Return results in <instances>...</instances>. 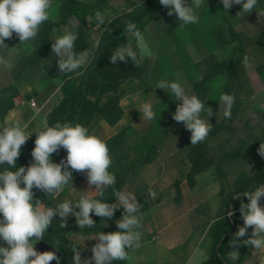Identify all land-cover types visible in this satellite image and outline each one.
<instances>
[{
	"label": "crops",
	"instance_id": "obj_1",
	"mask_svg": "<svg viewBox=\"0 0 264 264\" xmlns=\"http://www.w3.org/2000/svg\"><path fill=\"white\" fill-rule=\"evenodd\" d=\"M241 9L242 5H233L226 13L221 0H206V6L198 10L200 22L188 25L183 30L178 28L180 22L175 15H167L168 9L160 13L141 31L145 36L149 54H141L135 41L137 53L148 57L150 66L142 78H129L121 85L122 117L116 123L110 124L102 116L95 114L89 125L85 126L107 142L113 158L110 171L115 172L120 163L134 166L121 191L131 192L137 198L138 191L146 190L142 205L147 206L141 210L142 246L131 253L133 256L131 262L114 261L113 264H201L207 259L211 245L208 227L214 220L221 198L206 199L205 209L202 210L198 207L197 200L182 196L183 193L179 197L176 195V181L181 180L180 175L186 168L181 166V156H175L181 136L170 134L169 130L170 127H175L176 121H143L138 109L140 105L148 102L153 105L157 116L160 113L163 116L168 104L166 98L169 97L165 95V90L156 88L157 82L150 80L154 59L157 62V75L160 80L170 76L180 79L187 77L183 72L195 67L199 68V71L202 70L200 76L195 78L198 79L208 69V61L232 59L233 85L236 92L241 98L264 108V17L253 11L241 19L240 16H236ZM150 26L152 36L146 34ZM68 27L66 23L53 28L47 43L48 53L35 64H26L32 45L20 44L19 39L7 41L6 45L10 48L7 52V49L0 50V55H4L14 65L11 70L0 67V89L10 85L14 93L10 100L13 106L3 118H0V128L19 121L22 125L28 126V132H33L30 137L35 136L34 131L41 126L42 119L59 102L62 95L60 90L62 80L57 74L59 57L52 52L51 45L56 36L62 35L65 29L69 30ZM123 32L125 29L118 35L119 46L121 45L119 36ZM244 55L250 58L248 66L242 63ZM4 74L8 75V82H4ZM32 101L36 103L35 108L31 104ZM176 102L177 105L179 102ZM37 110L40 112L39 115H36ZM122 131L121 138L110 141ZM171 143L172 148L169 149ZM147 151H151V159L144 162L143 158ZM21 153L30 159L27 142L22 146ZM119 157H122L121 161H118ZM141 157L143 158L140 160ZM30 163L29 161V165ZM182 184L183 181L179 184L181 192ZM73 187L77 192L66 188L58 197L52 199L49 206H45L54 207L64 199L76 200L79 198V192L90 190L86 177L75 172ZM150 188L156 192V199L149 197ZM91 190L94 191L95 187L92 186ZM114 203L118 201L115 200ZM261 205L264 206V201ZM209 211H212L210 222ZM121 217L122 215L110 225L109 230L103 232L118 231L116 221ZM57 219L58 216L53 218ZM240 226H243L242 217L236 224L237 231ZM65 233L69 239L81 246L85 240L83 248L85 257L92 256L90 249L97 242L92 239L96 233H82L75 217L65 228ZM251 233L252 229L249 228L244 238H251ZM252 250V246L249 245L238 247L237 251L244 253L241 264L264 262V253L253 256Z\"/></svg>",
	"mask_w": 264,
	"mask_h": 264
},
{
	"label": "clouds",
	"instance_id": "obj_2",
	"mask_svg": "<svg viewBox=\"0 0 264 264\" xmlns=\"http://www.w3.org/2000/svg\"><path fill=\"white\" fill-rule=\"evenodd\" d=\"M159 3L168 9L167 15H175L180 22L179 29L188 25L198 24L200 16L198 10L206 6V0H159ZM224 12H228L233 5H242L236 16L241 19L256 11L264 17V9L257 11L259 0H221ZM53 0H0V50L10 49L5 41L19 38L20 44L34 42L41 26L50 20ZM93 17H87L92 21ZM97 27L103 25L105 16L102 12L94 14ZM125 32L132 36L138 46L147 52L144 36L133 21H125ZM78 31L65 29L62 35L54 38L51 45L52 52L59 57L58 70L61 76L76 73L82 75L81 69L87 70L92 57L87 50L77 51L76 42ZM94 48L99 49L96 42ZM119 62L128 63L134 67L142 65L143 56H138L130 43L118 46L110 57V62L116 65ZM50 63V62H49ZM242 63L248 66L250 58L244 55ZM0 67L11 70L14 65L0 55ZM156 88L167 91L175 101L176 106L172 118L182 123L190 131L192 146L203 143L210 132L212 124L209 117L213 115L210 107L206 108L205 101L196 95H190L179 81L159 80ZM223 105V116L231 119L235 96L224 93L219 97ZM33 107L36 105L33 103ZM141 118L145 121L157 120V113L151 103L145 102L139 107ZM206 113L207 119L202 116ZM40 112L37 110L36 115ZM161 113L159 114L160 117ZM27 125L19 121L0 128V264H51L53 260L60 264V259L54 251L39 252L35 245L44 240L45 233L53 223L54 217L60 218V227L67 226L69 216H74L80 229L95 228L96 222L92 215L106 221L112 219L115 211L122 207V217L116 221L118 231L104 233L99 231L94 238L97 242L91 247L92 256H82L83 245H73L72 264H113L118 261L133 260L132 252L142 246L143 232L141 231L143 205L137 201L131 192L115 190L116 175L110 171L113 158L107 142L90 131L81 123L73 124L71 121H57L49 125L47 117L41 121V126L34 133L36 135L35 147L31 151L33 161L29 166H20L17 169V160L21 148L26 144L33 132H28ZM61 149L67 155L59 163H54L52 156ZM259 154L264 156V145H260ZM83 174L86 177L89 191L79 192L76 200L64 199L54 207H46L41 199L35 198L33 189L41 190L46 197L56 198L66 188L77 192L73 187V173ZM23 185V186H21ZM92 186L95 190H91ZM112 188L118 203H108L102 198L107 189ZM90 193H97L93 196ZM151 199H156V192L148 190ZM247 197L248 202L240 203L239 211L243 219V226L238 228L229 242L233 249L227 255L232 261L239 259V252L235 250L240 243L252 246V255L264 253V184L254 190L237 193L235 199ZM78 209V210H77ZM234 213L228 212L231 217ZM252 229L251 238L243 239L248 229ZM59 241L57 242V245ZM6 245V246H5ZM58 249V247H55ZM264 264V262H262Z\"/></svg>",
	"mask_w": 264,
	"mask_h": 264
},
{
	"label": "trees",
	"instance_id": "obj_3",
	"mask_svg": "<svg viewBox=\"0 0 264 264\" xmlns=\"http://www.w3.org/2000/svg\"><path fill=\"white\" fill-rule=\"evenodd\" d=\"M58 5V17L57 19H50L45 22L39 31V34L34 42H31L32 51L26 59V64H35L48 53L47 43L49 41L51 32L56 26H63L72 18L77 20L76 24L69 27V30L78 31L79 38L76 42V50H87L92 57L91 64L87 67V70L82 71V75L76 73L69 74L68 76H61L59 70H57L58 76L61 78L62 83L60 85L61 98L57 104H55L50 111L46 114L49 125H53L55 122L71 121L73 124L81 123L84 126L89 125L93 116L99 114L108 123H116L123 114V109L120 106V97L122 91L121 85L129 78H142L150 66V59L143 57L142 65L134 67L129 61L128 63L119 62L113 65L110 62L112 52L119 46L118 35L125 29V21H133L136 23L137 28L142 29L152 19L156 18L160 13L166 10L159 0H141L134 3L131 7L120 11L114 16L105 20L102 25L101 34L97 41L91 38L89 28L87 26V17L91 14L92 10L103 5L106 0H93L86 2L84 0H57ZM258 9H264V0H259L257 5ZM99 42L100 47L96 49L93 45ZM138 56H140L138 54ZM214 62L210 65L206 72L198 79L192 81L193 95L198 96L201 100L205 101L210 90V83L212 80L220 74H226L230 83L233 84L234 80V62L232 59H225L221 61H208ZM6 91V88L0 90V118L8 112L13 106L10 102L11 97L3 96L2 91ZM5 103V104H4ZM181 123H175V126H180ZM214 132H210L213 134ZM123 131L110 141H115L118 137L121 138ZM36 135L32 136L27 141V146L30 151L35 147ZM260 145H264V131L262 138L256 141L252 148L253 156L259 163L256 169L249 173L244 170L240 171L229 187L222 185L220 187L221 204L215 213L214 220L209 224L208 233L211 239V245L208 249L207 259L201 264H241L244 259V253L239 252V259L232 261L228 257V253L233 249L229 246V242L232 239L235 232H237L236 224L241 219V213L239 211L240 203L243 201L247 203V197L241 196L240 199H235L237 193L244 191L254 190L255 187L264 184V156L259 154ZM67 155L66 150L61 149L58 153H54L52 160L54 163H59ZM151 151H147L143 161H149L151 159ZM187 158L190 161V168L187 172V178L191 181L194 173L200 172L206 167L210 161L207 157V139L203 143H199L196 146H191L187 151ZM122 157L118 158L121 161ZM29 161L32 162V156L28 160L27 157L21 153L17 160V169L20 166H29ZM6 165H0V171L3 170ZM134 169L132 164L120 163L119 168L114 172L116 175L117 183L115 190H122L123 186L127 182L130 171ZM79 177H82L79 175ZM23 186V185H21ZM35 198L41 199L46 206L52 201V197H46V194L41 190L33 189ZM146 190H140L137 193V201L142 204V200L145 197ZM176 195L180 196L179 181H176ZM98 196V194L96 195ZM105 202L114 203L115 196L112 188L105 191L102 198ZM264 198H261V202ZM147 205H143L142 210ZM234 214L229 217L228 212ZM123 214V208H118L112 219L105 221L100 217L92 215L93 220L96 222L95 228L82 229V233H98L99 231H107L110 225ZM74 216H69L67 226L70 224ZM66 226V227H67ZM60 227V218L53 220L52 225L45 233L44 241L53 247H58L61 252L62 259L60 264H72V252L71 247L73 245H80L76 241L69 239L65 233V228ZM245 238H241V241ZM59 244L57 245V242ZM3 242L0 241V244ZM240 245H244L240 243ZM239 245V246H240ZM6 246V245H5ZM238 246V247H239ZM238 247L235 249L237 250ZM57 249V248H56ZM82 256L85 257L84 250L82 249Z\"/></svg>",
	"mask_w": 264,
	"mask_h": 264
},
{
	"label": "rangeland",
	"instance_id": "obj_4",
	"mask_svg": "<svg viewBox=\"0 0 264 264\" xmlns=\"http://www.w3.org/2000/svg\"><path fill=\"white\" fill-rule=\"evenodd\" d=\"M84 1L91 2L93 0ZM139 1L141 0H106L103 5L101 4V6L99 5L95 7L89 15L93 17L92 21H86L91 38L97 41L102 30V25L97 27L96 21L94 19V14L96 11L102 12L106 20L119 13L120 11L131 7L134 3H137ZM58 5L59 2L57 0H53V8L51 10L50 19H57ZM76 23L77 20L72 18L68 21L67 24L70 27ZM151 33L152 26H150L149 29L146 30V34L152 36ZM18 39L19 38L16 37L15 34H13V38L10 40L16 41ZM119 39L121 41V44L130 43L133 49L138 52L135 43L136 40L132 36H130L126 32H123V34L119 36ZM10 40H6L5 43H7V41L9 42ZM144 42L146 44L145 36ZM8 50L9 49H7L6 52ZM140 51L141 54L143 53V55L149 54L148 47L147 52L143 51L141 48ZM212 64H214V62H208V68ZM199 70V68L195 67V69L183 72L187 75V77H182L180 79L170 76L169 78H165L164 80H180V83L185 87L186 91L190 95H192L191 83L193 79L199 77L202 73V70ZM4 76V82H8V75L4 74ZM150 80L154 83L160 80L157 75V62L155 59L151 66ZM8 86L3 87L6 88V91H2L3 96L7 98L11 97V94H13V87H11L10 85ZM210 87L211 90L205 100L206 108L210 107L213 112V115L209 117V122L212 124L211 132L214 133L209 134V136L207 137V157L209 158L210 163L202 170H200V172L194 173L191 181L187 178V172L190 168V161L187 158V151L192 146L190 142L191 133L190 131L186 130L182 123L179 127L172 126L169 128L170 134H179L181 136V141L177 147L175 154L176 157L181 156L180 161L182 168L186 167L180 175L181 180H178L179 184L181 181H183V192H181L180 189V195H182L183 193L182 196L197 200L199 204L198 207L202 210L205 209L206 199H218L219 197L221 198L220 187L222 185H225V187H229V185L233 182L240 171L244 170L251 173L256 169L259 161L254 159V150L252 148H249V146L253 145L256 141L261 139L264 131V108L258 104H254L250 100L241 98L236 92L235 86L230 83L229 79L226 78V76H216L210 83ZM224 93L235 96V104L232 108L231 119H225L223 116V105L220 104L219 97ZM7 94L9 96H7ZM165 95L169 98H166L168 104H166L164 114L160 117L157 116V120L153 121H174L172 118V114L176 110L177 102L174 100V97L172 98L171 95L168 94L167 91H165ZM202 116L207 119L206 113H202ZM171 148L172 143L169 149ZM143 157L139 159L141 160ZM211 213L212 211L208 212V222H210L209 220L210 215H212ZM0 218H2V216H0Z\"/></svg>",
	"mask_w": 264,
	"mask_h": 264
},
{
	"label": "water",
	"instance_id": "obj_5",
	"mask_svg": "<svg viewBox=\"0 0 264 264\" xmlns=\"http://www.w3.org/2000/svg\"><path fill=\"white\" fill-rule=\"evenodd\" d=\"M35 248L39 252H44V251H54V252H56V254L59 257L60 262H61V259H62L61 252L58 249H56L55 247H53L52 245L48 244L46 241L41 240V241L37 242L36 245H35ZM51 264H56V261L53 260L51 262Z\"/></svg>",
	"mask_w": 264,
	"mask_h": 264
},
{
	"label": "built area",
	"instance_id": "obj_6",
	"mask_svg": "<svg viewBox=\"0 0 264 264\" xmlns=\"http://www.w3.org/2000/svg\"><path fill=\"white\" fill-rule=\"evenodd\" d=\"M33 103L36 105L35 101H32L31 104L33 105Z\"/></svg>",
	"mask_w": 264,
	"mask_h": 264
}]
</instances>
